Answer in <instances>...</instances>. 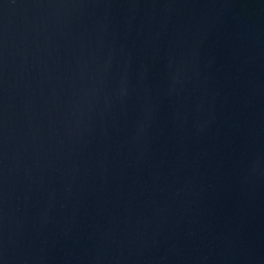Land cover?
<instances>
[{"label": "water", "instance_id": "1", "mask_svg": "<svg viewBox=\"0 0 264 264\" xmlns=\"http://www.w3.org/2000/svg\"><path fill=\"white\" fill-rule=\"evenodd\" d=\"M0 264H264V0H0Z\"/></svg>", "mask_w": 264, "mask_h": 264}]
</instances>
